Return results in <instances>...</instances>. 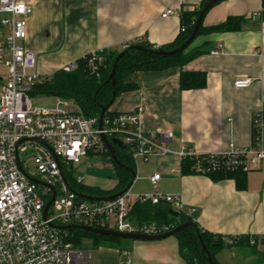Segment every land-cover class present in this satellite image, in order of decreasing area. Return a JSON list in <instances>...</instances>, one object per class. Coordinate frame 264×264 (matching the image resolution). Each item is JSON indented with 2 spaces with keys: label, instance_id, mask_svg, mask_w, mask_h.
<instances>
[{
  "label": "crops",
  "instance_id": "crops-1",
  "mask_svg": "<svg viewBox=\"0 0 264 264\" xmlns=\"http://www.w3.org/2000/svg\"><path fill=\"white\" fill-rule=\"evenodd\" d=\"M25 1L28 15L24 46L34 52L35 71L40 74H52L102 49L121 51L128 43L142 38L155 46L170 43L180 31L181 11H192L201 3V0ZM261 5L262 0H220L205 13L204 26L230 16H243L245 21L237 31L200 34L193 40L191 47L203 52L187 62L183 70L204 71L207 77L204 88L181 90L178 68L133 72L126 80L136 88L119 94L109 110L130 112L142 107V131H173L172 151H178L182 145L197 152L225 151L229 142L239 147L250 145L253 115L264 110V18L249 20V15ZM168 7L175 9V14L162 18L161 13ZM244 77L251 78V84L235 88L233 82ZM93 157L84 158L90 161ZM156 157L166 164L162 175L158 173V181L170 182L166 190L181 197L185 210L193 209L185 215L201 228L223 235L254 236L257 241L264 237V161L247 173L246 187L239 190L230 178L213 181L205 175L181 174L176 154ZM131 248L132 264H185L174 236L135 241ZM262 249L260 244L255 248L231 246L218 251L215 258L219 264H263L254 261V255L244 253L261 255ZM122 260L118 248L101 246L96 249L92 264H121Z\"/></svg>",
  "mask_w": 264,
  "mask_h": 264
},
{
  "label": "built area",
  "instance_id": "built-area-1",
  "mask_svg": "<svg viewBox=\"0 0 264 264\" xmlns=\"http://www.w3.org/2000/svg\"><path fill=\"white\" fill-rule=\"evenodd\" d=\"M174 14L175 9L168 7L161 17ZM27 15L25 0H0V69L4 70L0 71V264H90L88 250L74 245L68 238L71 228L64 226L155 235L170 231V227L154 222L139 224L131 216L136 203H165L183 214L193 211L185 210L181 197L170 193L131 194L127 190L105 201L79 197L69 187L63 171L74 170L82 158L91 156H100L114 167L101 135L119 139L134 162L146 161L153 155L190 157L199 175L223 168L248 173L264 161V110L253 115L250 145L239 147L229 142L225 151L197 152L186 145L172 151L171 130L142 131V107L103 117L101 130L98 120L85 118L71 100L56 98L53 108L32 107L31 87L50 79L52 74L35 71V54L24 46ZM262 17L264 0L249 20ZM97 56L96 52L89 54L87 65L91 73L97 72ZM76 67V63H70L62 70L68 72ZM251 82V78L244 77L233 85L241 89ZM29 160L35 165L33 173L28 171ZM159 177L158 173L150 177L154 187ZM74 178L76 183H83L82 176ZM120 254L121 264H132L129 250H121Z\"/></svg>",
  "mask_w": 264,
  "mask_h": 264
},
{
  "label": "trees",
  "instance_id": "trees-1",
  "mask_svg": "<svg viewBox=\"0 0 264 264\" xmlns=\"http://www.w3.org/2000/svg\"><path fill=\"white\" fill-rule=\"evenodd\" d=\"M206 1L201 0L199 7L192 11H181L180 31L172 42L155 46L142 38L125 45L121 51L125 50L126 52L119 59L115 69V95L113 94L109 74L112 70V64L116 55L121 51L102 49L96 51V55L99 58L96 73H91L88 69V54L77 60V67L74 70L67 72L60 69L52 73L50 79L35 83L29 91V96L44 95L71 100L79 107L85 118L98 120L101 108L104 106H107L104 117L118 113L110 111L109 107L119 94L132 91L136 88L135 84L126 80L127 76L133 72L163 71L169 68H178L179 88L181 90L204 88L207 83V77L204 71L183 70V66L187 62L203 52L199 48L191 47L193 41L181 52L168 57H162L150 50L170 51L182 45L191 34L198 13ZM244 21L245 18L243 16H230L220 23L209 26H204L201 23L196 37L200 34L237 31ZM114 147L115 156L122 166L113 164L116 169V183L111 189L105 190L96 186L76 183L73 170L68 172L63 171L69 187L77 193H83L92 197L108 196L116 192L129 190L136 177L135 163L127 148ZM111 161L113 162L112 158ZM193 165L194 159L190 157L181 158L180 173L198 174L193 169ZM203 175L210 177L213 181L225 178L233 179L236 188L239 190L246 187L247 172L241 169L230 170L223 168L210 171ZM169 210L170 206L165 203H136L132 208L131 216L139 224L152 222L159 225L166 224L170 227V230L184 222L193 221L189 216L181 212H178L177 216H172L169 214ZM193 223V225L187 226L173 235L177 241L179 256L185 264H208L205 259V254L201 252L199 237L203 240L213 264H219L215 258V254L218 251L232 246L229 243L230 239L235 237L240 239L252 237L251 248H255L258 244L261 245L264 243V237L257 241V237L249 235L231 236L211 233L201 228L196 222L193 221ZM68 238L74 245L78 246H81V240L84 238L91 239L95 246L117 247L115 245L119 242V238L94 234L79 228L69 229ZM246 241L249 243L248 240ZM261 263L264 264V248L261 251Z\"/></svg>",
  "mask_w": 264,
  "mask_h": 264
},
{
  "label": "rangeland",
  "instance_id": "rangeland-1",
  "mask_svg": "<svg viewBox=\"0 0 264 264\" xmlns=\"http://www.w3.org/2000/svg\"><path fill=\"white\" fill-rule=\"evenodd\" d=\"M1 72H4L3 69H0ZM56 98L51 96H44V95H37L30 97V105L32 107H45V108H53L55 106ZM153 155L150 156L146 161L137 159L136 163V170L137 175L134 179L129 191L131 194H146V193H169L166 189L170 187V182L166 179H162L161 181L157 182V186L154 187L152 182L149 179V175L157 170L156 172L162 175L163 167L166 164L162 162L159 158ZM28 171L33 173L35 172V165L32 160H29L27 163ZM156 168V169H155ZM83 176V185L87 186H96L102 189H110L114 186L116 181V170L114 168H110L107 166L106 161L101 159L99 156H94L90 161L87 159H82L79 165L74 166L73 176ZM249 243H247V241ZM117 247L120 251L121 250H132L131 244L135 243V241L140 240H130V239H122L118 240ZM253 238L247 237L246 238H238L235 237L230 239L229 243L234 246H243L250 248L252 244ZM81 245L85 247L90 255L89 262L90 264L94 263L96 249L103 245L95 246L93 241L88 238H84L81 240ZM132 253V251H130ZM249 252V254H248ZM247 253V256L254 255V261H261V255L256 252L252 251H244ZM122 257V256H121Z\"/></svg>",
  "mask_w": 264,
  "mask_h": 264
},
{
  "label": "water",
  "instance_id": "water-1",
  "mask_svg": "<svg viewBox=\"0 0 264 264\" xmlns=\"http://www.w3.org/2000/svg\"><path fill=\"white\" fill-rule=\"evenodd\" d=\"M218 1L220 0H207L202 8L200 9L198 16L196 18L195 24L192 28L191 34L189 35V37L183 42L182 45H180L179 47L172 49L170 51H163V50H150L151 52L160 55L162 57H168V56H172L176 53L181 52L182 50H184L196 37L197 32L199 30V27L201 26V23L203 21V17L205 15V13L214 5L216 4ZM125 50L119 52L112 64V70L109 74V79L111 81V86L113 89V94L115 95V90H114V86H115V69L117 66V63L119 61V59L125 54ZM107 109V106H104L101 108L100 114H99V118H98V129H102V122H103V117H104V113L105 110ZM103 142L105 143L106 147L108 148L112 160L113 162L118 165V166H122L121 163H119V161L117 160L116 156H115V147L117 146L119 148L124 149L125 145L117 138H111L108 139L106 138L104 135H101ZM57 160V158H55ZM129 171L133 174V172L129 169ZM124 191L121 192H116L114 194L108 195V196H102V197H92L83 193H77L79 197L84 198V199H89V200H110L113 199L119 195H121ZM52 200V199H51ZM50 201H48L44 207L43 210V216L46 215V211L50 205ZM169 214L172 216H177L178 213L176 211H173L172 209L169 210ZM193 221H187L184 222L180 225H178L177 227H175L174 229L165 232V233H161V234H155V235H144V234H139V233H120L117 231H113V230H109V229H98V228H92V227H88V226H79V225H67L64 226L63 228H79L82 229L84 231L87 232H91L94 234H99V235H104V236H111V237H115V238H122V239H130V240H141V241H154V240H160V239H164L170 236H173L176 232L186 228L187 226H191L193 225ZM199 242H200V246H201V252L203 254H205V259L208 262V264H213L212 259L207 251V248L203 242V240L199 237Z\"/></svg>",
  "mask_w": 264,
  "mask_h": 264
}]
</instances>
